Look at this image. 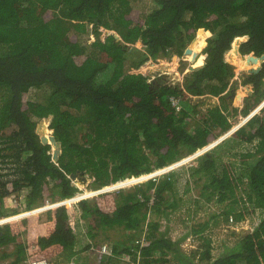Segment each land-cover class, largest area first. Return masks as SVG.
I'll list each match as a JSON object with an SVG mask.
<instances>
[{
	"label": "trees",
	"instance_id": "trees-1",
	"mask_svg": "<svg viewBox=\"0 0 264 264\" xmlns=\"http://www.w3.org/2000/svg\"><path fill=\"white\" fill-rule=\"evenodd\" d=\"M141 3L0 0V219L183 160L264 102V0H153L143 18L135 10ZM250 57L260 70L242 76V96L231 81L237 60L248 67ZM164 60L171 71L183 73L187 61L196 69L183 89L159 76ZM189 95L220 104L201 115ZM171 97L184 99L181 113ZM130 188L45 212L46 233L38 237L23 235L42 216L1 226L0 247L14 246L3 258L264 264V107L187 169ZM193 188L201 199L190 197L189 220L181 218L190 230L174 240L166 226ZM14 195L19 206L10 208ZM205 207L218 210L194 221ZM248 222L251 230L238 234L234 227ZM224 227L235 240L220 252L212 233ZM111 232V254H104ZM190 236L197 245L185 252Z\"/></svg>",
	"mask_w": 264,
	"mask_h": 264
},
{
	"label": "rangeland",
	"instance_id": "rangeland-1",
	"mask_svg": "<svg viewBox=\"0 0 264 264\" xmlns=\"http://www.w3.org/2000/svg\"><path fill=\"white\" fill-rule=\"evenodd\" d=\"M140 1L142 3L139 4L137 9H135V10L140 14V17L143 18L146 13L150 12V8H151L150 5L153 4V1H152V3H151V0L148 3L144 2L143 0H140ZM80 42L85 44V45L91 44V38H90V36L82 35L81 39H80ZM194 53H196V52H194ZM249 61L250 60H246L245 61L247 63V65H248V67H244L243 68V66L241 64H243L244 61L243 60L242 61L237 60L236 64L239 67V71H238L239 75H236V77L231 81V87L230 88L232 90H236V93L240 94L242 96H245L247 94V92L245 90V87L241 85V83H242V76L241 75H243L242 72H244L245 76L248 75L249 72L251 70H253V65H255V64L251 63V61L250 62ZM128 65L129 64H127V67H128ZM164 65H168V67H169L170 66L169 65V60H164L161 64L157 65V67L158 66H164ZM164 69H166V68H164ZM160 70H161V72L159 73V76L164 77L163 80H164L165 84L166 83H168V84L176 83L177 80L183 82L184 77L191 73L190 70H189V72L186 75L181 74V72H179V73L178 72L170 73L168 71H162V68ZM165 72H168V74L165 73ZM178 84L180 85L181 83H176V85H178ZM37 94L38 93H36L35 90H32L31 93H30V97L32 99H35L37 97L36 96ZM41 94L42 93H40L39 95H41ZM214 99H216V100H214ZM210 100H211V102H209L208 99H207V101L205 99L204 103H201L203 101L200 102V105H198V107H197V111H198L199 114H201V115L202 114H206L210 110V108H208V107L211 104H214V105H212L213 107H215L218 104H220V99L219 98L212 97V98H210ZM213 102H215V103H213ZM247 122H248V120L243 121V126ZM224 135H222V136H224V137L228 136V134H224ZM215 144H218V143H215ZM215 144L211 145L209 148L212 149L213 147H215ZM209 150L210 149H208L206 151H200V152L198 151L197 152V156L203 155L205 152H208ZM192 185H193V183L191 184V186ZM9 188H11V186H9ZM114 188H117V187H114ZM114 188H113V190H115V192L117 191V189H122V188H126L127 190L131 189L129 185H123L121 187H118L117 189H114ZM199 191H200L199 188L198 189H196V188L194 189L193 188V191H191L190 193H187V195H185L183 197L184 198L183 203L182 202L180 203L181 204V209H180V211H178V215H176V217L172 219V222H168V225L166 227L169 228V236L171 238H173L174 240L181 239L190 230V228L188 227V224H190L191 222L187 221V223H186L187 225H186L181 218H183V217L188 218L187 217V213H186L187 209L189 207H191L193 209V206L188 201L190 197L191 198L201 199L202 193H199ZM24 193H25V191H23V194ZM80 195L83 196V199L89 198V197L91 198V191L87 192L85 190ZM46 199H47V197H46ZM83 199H79V200H83ZM61 200H59V203L57 205H61L62 203L63 204H68V202H70L69 200L67 202H62ZM18 201L19 200L16 199V196H15V198H13L11 196V197H9L6 200V205L8 207H10V208H16V207L19 206ZM205 210H207V207L203 208V210L200 211L195 216L194 221L199 219V221L204 222L210 216V214L212 212H214V211L217 212L218 209H217V207H213L212 211H210V210L205 211ZM39 216H42V215H39ZM12 217H14V216H11V217L9 216L7 218V219H10L9 222H12V223L17 222V221H15L17 219L12 218ZM45 219H46L45 216H42V218L38 217V219L36 217L34 226L31 228V230L29 232H25L24 233V235H23L24 239L26 240V239H29V238H34V237H38V236H40L42 234H45L46 233V230H45V227H44V220ZM187 220H189V218ZM85 221H86V218L83 219V223L86 224L88 219H87L86 222ZM252 226L253 225H251L250 222H248V223H243V224L237 225L234 228L237 230L238 234L241 233V235H244V234L248 233V231L251 230ZM164 229H165V227H164ZM113 236H114V233L111 232L110 238H112V240H110L108 242H103L102 240L105 239L104 236H102V235L99 236L98 239H100V241H102V249H103L104 246H108V248L111 250V248L109 246L112 245V241H114L113 240L114 239ZM212 239H213V241H215V243H213L214 247L220 252L223 251V250L225 251L228 248H231L234 245V240H235V238L232 237L229 234L228 230L225 229V227L222 228V229H215L214 233H212ZM196 245L197 244L193 242V237L191 238V236L188 237V239L182 244L183 249H184L185 252H191L192 248H194ZM3 248L4 247H0V264H11L12 262H14L15 256H13L11 258H3V255L4 254H12L13 250H14V246L11 245L10 247H7L6 249H3ZM102 249H101V251H102ZM109 249H108V251H109ZM72 260L76 264V258L74 256H73L72 259H70L65 264L70 263ZM23 264H25V263H23ZM60 264H62V262ZM123 264H132V263H130V259L127 258V260L125 259V262H123Z\"/></svg>",
	"mask_w": 264,
	"mask_h": 264
},
{
	"label": "built area",
	"instance_id": "built-area-1",
	"mask_svg": "<svg viewBox=\"0 0 264 264\" xmlns=\"http://www.w3.org/2000/svg\"><path fill=\"white\" fill-rule=\"evenodd\" d=\"M176 83H182V81L177 80ZM176 83H172L171 85H175ZM189 97L191 100L192 99L198 100L200 102L203 101V103L205 102V99H206V101H207V99H208V101H211L210 98H212L211 96H203L200 98V97H194V96H190V95H189ZM183 101H184V99L182 97H171L170 98L171 106L173 109H175V111L177 113H181L184 110L185 104H183ZM263 107H264V102L261 104V106L257 110H255L253 113H251V115H249L248 117H241L240 122L238 124H236L232 128L231 131L228 132V136L231 135L232 133H234L235 131H237L238 129H240L241 127H243V121L250 120L252 117L257 115ZM182 164L183 163L179 162V163L172 165V166H168V167H165L162 169H157L149 175L141 176V177L135 178V179H129L123 185H129L130 187H132L135 185H140V184H142L148 180L159 181L162 178L168 176L171 172H173L177 167L181 166ZM106 190L108 191V190H110V188H107ZM12 197L15 198V195ZM79 199H83V196L78 197L76 200H70V202H68V203L73 204L75 202H79L80 201ZM57 204H52L50 201H46L45 206L43 208H41L40 210H38V212L41 213L44 211H48L50 209H54L57 206H59ZM8 221H10V219L2 220V221H0V225L6 223ZM108 249H109L108 246H104L102 249V253H104V254L110 253L111 254V250L109 249V251H108ZM58 261L59 260H53V259H48V258H38V259H28L24 263L25 264H58L59 263ZM67 264H75V263L72 260L70 263H67Z\"/></svg>",
	"mask_w": 264,
	"mask_h": 264
},
{
	"label": "clouds",
	"instance_id": "clouds-1",
	"mask_svg": "<svg viewBox=\"0 0 264 264\" xmlns=\"http://www.w3.org/2000/svg\"><path fill=\"white\" fill-rule=\"evenodd\" d=\"M152 1L153 0H151V3H152ZM147 2V1H146ZM150 2V1H149ZM148 3V2H147ZM151 9V8H150ZM197 54V53H196ZM159 65V64H158ZM169 65H170V63H169ZM159 67V66H158ZM189 68H191V66L189 67ZM189 68H188V71L186 70V71H184L183 73L181 72V74H183V75H186L188 72H189ZM175 71V70H174ZM176 72V71H175ZM191 72V71H190ZM167 74H168V72H167ZM245 74H244V72H243V77H246V76H244ZM182 84H183V82L180 84V86H181V88L183 89V86H182ZM169 85H171V84H169ZM179 85V84H178ZM173 86H177L176 84L175 85H173ZM31 93V92H30ZM211 109V108H210ZM226 134H228V133H226ZM225 136V135H224ZM224 136H220L219 138H218V140H216L217 141V143L219 144L220 142H222L223 140H225L227 137H224ZM230 136V135H229ZM217 144V145H218ZM208 148V147H207ZM206 149V147L205 148H203V149H201V150H199V152L200 151H204ZM209 149V148H208ZM207 149V150H208ZM211 150V149H210ZM206 151V150H205ZM205 153H207V152H205ZM204 153V154H205ZM203 154V155H204ZM194 156V157H193ZM201 156V155H200ZM199 156H197V153H195V154H193V155H191V156H189V157H187V158H185V159H183V160H180V161H178V162H175V163H173V164H170V165H167V166H165V167H168V166H172V165H175V164H177V163H179V162H181V163H183L181 166H179V167H177L173 172H171L168 176H170V175H173L174 173H177V172H180L181 170H185V169H187L194 161H195V159L196 158H198ZM165 167H162V168H165ZM162 168H159V169H162ZM167 177V176H166ZM127 180H125V181H122V182H117V183H114V184H112V185H109V186H106V187H101V188H99V189H91V190H86L87 192H89V191H91V198L89 197V198H85V199H83V200H92V199H94V198H96L97 196H102V195H105V194H108V193H113V192H115V190H113V188L114 187H121V186H123V184L126 182ZM149 181V180H148ZM145 182H147V181H145ZM144 182V183H145ZM143 184V183H142ZM107 188H110V190H106ZM117 188H114V189H117ZM119 189H117V191H118ZM25 191V193L23 194V200H24V196H25V194H26V190H24ZM81 194V193H80ZM80 194H77L75 197H73V198H69L68 200L70 201V200H76L78 197H80L81 195ZM85 196V195H84ZM68 200H61L62 202H67ZM83 200H80V201H83ZM46 201H50V200H46ZM46 201H45V203H46ZM79 201V202H80ZM51 202V201H50ZM52 203V202H51ZM57 203H59V200L57 201V202H55V203H52V204H57ZM75 203H77V202H75ZM64 205H69V203L68 204H62V205H59V206H57V207H61V206H64ZM45 206V204L42 206V207H40V208H37V209H34V210H31V211H24L23 213H20L19 215H16V216H14V217H12V218H15V219H17V220H15V221H18L19 219H24V218H27V217H35V216H39V215H43L45 212H47V211H44V212H41V213H39L38 212V210H40L41 208H43ZM56 207V208H57ZM51 210V209H50ZM49 211V210H48ZM11 217V216H10ZM8 217H5V218H2V219H0V221H2V220H6ZM8 223H12V222H6V223H4V224H2V225H0V227L1 226H4L5 224H8ZM183 247V246H182Z\"/></svg>",
	"mask_w": 264,
	"mask_h": 264
},
{
	"label": "crops",
	"instance_id": "crops-1",
	"mask_svg": "<svg viewBox=\"0 0 264 264\" xmlns=\"http://www.w3.org/2000/svg\"><path fill=\"white\" fill-rule=\"evenodd\" d=\"M195 51H196V53H197V56H196V58H198L199 56H200V54H199V52H198V50L197 49H195ZM194 58V57H193ZM195 58V59H196ZM188 63H187V65L188 66H185V68H186V70L188 71V68L191 66V62L190 61H187ZM168 66V65H167ZM162 67V66H161ZM161 67H157V72L158 73H160L161 72ZM244 68V67H243ZM175 70V69H174ZM185 70V71H186ZM162 71H168V72H170V73H172V72H178L179 73V71H178V69H176L175 71H171V70H168V68L167 69H164L163 67H162ZM165 73H167V72H165ZM243 73V72H242ZM214 100H216V99H214ZM209 102H211V101H209ZM213 103H215V102H213ZM212 105H214V104H211L208 108H212ZM219 105V104H218ZM175 110V109H174ZM215 143H217V141L215 140L213 143H211L210 145H208L207 147H209V146H211V145H213V144H215ZM217 144H215V146H216ZM206 147V148H207ZM209 149H211V148H209Z\"/></svg>",
	"mask_w": 264,
	"mask_h": 264
},
{
	"label": "water",
	"instance_id": "water-1",
	"mask_svg": "<svg viewBox=\"0 0 264 264\" xmlns=\"http://www.w3.org/2000/svg\"><path fill=\"white\" fill-rule=\"evenodd\" d=\"M197 54L196 53H193V57L196 58ZM250 61L253 63V64H257L258 63V60L255 59L254 57H250ZM260 61L261 62H264V56L260 58ZM190 71H194L196 70L195 68L191 67L189 68ZM260 70V68H258L257 70L253 69L249 72V74H256L258 71ZM245 76V75H244Z\"/></svg>",
	"mask_w": 264,
	"mask_h": 264
}]
</instances>
